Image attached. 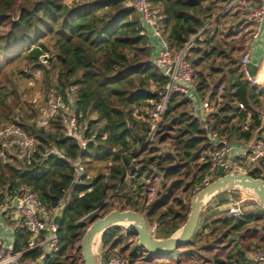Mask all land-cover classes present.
<instances>
[{
	"label": "trees",
	"instance_id": "1",
	"mask_svg": "<svg viewBox=\"0 0 264 264\" xmlns=\"http://www.w3.org/2000/svg\"><path fill=\"white\" fill-rule=\"evenodd\" d=\"M149 1L175 50L210 24L190 58L197 92L205 97L225 84V100L212 115L211 125L228 133L230 139H251L260 125L258 112L264 105V90L247 80L241 59L236 57L246 50L254 32L244 14L241 16L243 11L224 14L230 0ZM222 21L230 26L221 28ZM238 33L241 36L236 38ZM16 61L25 64L19 70L25 78L35 72L56 77L62 98L66 102L70 94L75 98V113L87 124L89 138L81 147L66 133L62 114L49 119L51 129L19 122L37 143V160L33 164L19 162L20 166L8 161L0 164V205L25 186L31 187L48 209L59 208L67 200L58 229L60 250L43 264H84L81 253L71 252L76 251L99 212L108 207L142 212L159 237L169 236L185 222L190 205L177 195L180 191L188 198L194 194L209 171L210 146L206 132L188 110L189 101L181 94L174 96L161 125L160 138L169 136L173 149L160 154L155 144L142 145L146 122L141 116L151 100L158 98L166 79L153 60L151 38L132 0H0V76ZM205 63H212L209 74L204 72ZM238 102L246 105L245 111H240ZM248 111L253 117L249 130L244 131L242 121ZM78 158L86 170L82 182L74 181L73 162ZM159 178L157 198L148 203ZM170 201L175 203L170 205ZM106 202V208H101ZM252 204L255 206L245 203L239 217L220 218L213 224L202 220L188 246L205 249L202 243L207 238L215 248L225 243L227 250L226 258L215 256L213 264H259L249 254L264 249V208ZM210 226L214 230L203 237L204 229ZM124 231L109 228L103 248H121L118 251L125 255L129 245L125 244ZM28 237L25 232L17 233L16 251ZM178 250L159 258L136 243L129 258L134 264L145 252L165 264ZM27 256L36 259L39 252L31 251Z\"/></svg>",
	"mask_w": 264,
	"mask_h": 264
},
{
	"label": "built area",
	"instance_id": "2",
	"mask_svg": "<svg viewBox=\"0 0 264 264\" xmlns=\"http://www.w3.org/2000/svg\"><path fill=\"white\" fill-rule=\"evenodd\" d=\"M132 4L140 14L148 35L157 40L160 46L157 54L153 53V60L166 79V85L159 92L158 98L151 100L146 114L141 116L146 122L142 145L150 146L159 142L162 132L161 125L169 106L174 96L181 94L189 101L190 113L206 132L207 142L210 146L208 152L209 171L193 192H198L216 179L218 168H222L226 172L231 170L254 172L257 177L264 179V105L258 112L260 125L254 130L252 138L249 140L230 139L228 133L220 132L211 125L212 115L218 111L225 100V84H221L216 91L210 90L205 97L197 92L195 72L190 58L197 41L203 40L204 32L210 28V24H206L181 48L175 50L171 48L165 38L161 21L150 1L132 0ZM235 9L242 10L246 22L253 26L254 32L248 44L251 46L264 24V0H230L223 13L226 14ZM250 46L244 51L241 63L247 80L260 88L258 80L247 69L250 63ZM213 92L214 95L211 96ZM58 95L51 103L50 119L61 114V110L64 108V100L60 94ZM238 106L241 112L246 110V105L243 102H238ZM69 109L68 113L62 114L65 131L69 136L76 138L80 146L84 148L89 142L86 135L87 124L80 122L74 106ZM252 117L253 112L248 111L247 122L243 126L244 131L249 130ZM36 149L35 139L20 126L11 125L0 128L1 160L33 164L37 160ZM73 165L75 168L74 181L82 182V176L86 174L83 163L78 158L73 162ZM90 177L91 175L87 174V178ZM91 190L92 187L88 189V191ZM15 198L18 200L15 201ZM249 198L253 199L248 196ZM246 199L235 200L230 197V203H222L220 209L229 211L228 217H239L244 213ZM57 209H48L31 187L25 186L19 194L8 196L6 201L0 205V264H43L45 259L59 252V226L53 222ZM2 219H10L14 222L11 231L29 234L27 242L23 243L20 251L15 250V240L10 238L9 244V241L5 240ZM35 250L39 252V257L33 259L27 256L29 252ZM102 253V264H132L130 258L118 250L103 248ZM249 257L255 262L263 263L264 249H255Z\"/></svg>",
	"mask_w": 264,
	"mask_h": 264
},
{
	"label": "rangeland",
	"instance_id": "3",
	"mask_svg": "<svg viewBox=\"0 0 264 264\" xmlns=\"http://www.w3.org/2000/svg\"><path fill=\"white\" fill-rule=\"evenodd\" d=\"M72 1L73 0H66L67 3L68 2L71 3ZM79 1H84V0H79ZM88 1H92V0H88ZM240 14L241 16H243L244 13L242 12ZM229 26L230 24L228 23L226 24L223 21L221 22V28H225V27L228 28ZM226 30L227 29H225V32ZM239 30L241 29L238 30L236 29V31ZM239 36H241V33L240 34L238 33L236 35V38H239ZM230 39L232 38L230 37ZM244 51L236 54V57H238L239 60L242 58ZM218 62H219V58L215 62L216 65ZM22 68H25V64L22 63L21 61H16L14 65L8 68L4 72V74L0 76V92L2 93V95H0V128L5 126L18 125L19 122H24L30 124L37 123L38 126H45V128L51 129V125L48 122V119H50L51 117L50 116L51 103H53L57 98V96H59L58 90L56 88L57 79L53 75H51V77L49 78L47 77L46 74L42 72H35L33 74V77L25 78L19 73V70ZM26 68L28 69V67ZM211 68H212V63H205L203 65L204 72L208 74L212 71ZM248 69L250 70L251 73H253L252 65H249ZM219 80H220V76L215 78L216 82ZM63 102H64L63 103L64 108L63 110H61V114H66L69 112L70 110L69 108L74 106L75 98L73 97L72 94H70L69 102L68 101L66 102L65 100ZM188 110H190L189 106H188ZM51 120L52 119H50V121ZM159 140L160 141L156 143L154 147L159 148L160 154L161 153L164 154L166 151L173 149L171 147V140L169 136H164L163 139L160 138ZM53 151H57V150H53ZM145 155L146 154H143V156ZM143 156L140 157L139 160H141ZM2 162L5 161L0 159V164ZM11 163H15L17 166L21 165L19 162L16 161H11ZM183 179L187 181L185 177H183ZM160 180L161 179L159 178L156 181L155 186H153V190L149 195L148 203L153 202L157 198V194L159 192ZM177 196L183 198L187 203H189V198L185 192L180 191ZM248 196L249 195L243 192H235V191L226 192L222 194L221 196L215 198L208 205V207L204 211L202 220L204 221V223L212 222L213 224V220L228 217L229 211L221 210L220 208L222 203H230V197H232L235 200H241L247 198L245 202L247 206L249 205L255 206L254 204H252L253 202L258 204V202L255 199L254 200L251 198L248 199ZM66 202L67 200L62 202V206H65ZM174 203L175 202L170 201L169 204L171 205ZM112 209H113L112 207H108L105 210H101L99 214L100 216H102L103 214H106ZM253 209L255 208L254 207L247 208V210H253ZM218 226H221V223H219ZM213 230L214 229L212 226H210L207 229H204L202 236L206 237ZM123 233L125 236H127V240L125 244L129 245V249L126 251L125 255L126 256L128 255L129 257L133 252L134 246L138 242V239L136 235L130 234L127 231H124ZM10 235H11V239L14 241L16 236L15 231L13 230ZM6 240L9 241L8 242L9 244L10 239H6ZM80 241L81 239L78 241L76 245V251L71 252L72 255L79 253H81L82 255V251L80 248ZM202 244L206 246L205 249L196 250L194 246L181 247L177 251V254L167 258L168 260H166L167 262L165 264H213L215 261V256L224 259L226 258L227 250L225 248V243H222L218 248H215L214 245L211 244L210 241L206 238L205 240H203ZM120 249L121 248H118V250ZM251 253L249 254V256L251 255ZM134 264H160V263L159 261L154 260L152 257H150V255H148L147 253L142 252L134 260Z\"/></svg>",
	"mask_w": 264,
	"mask_h": 264
},
{
	"label": "water",
	"instance_id": "4",
	"mask_svg": "<svg viewBox=\"0 0 264 264\" xmlns=\"http://www.w3.org/2000/svg\"><path fill=\"white\" fill-rule=\"evenodd\" d=\"M217 175L210 184L189 198L190 212L185 222L169 236H156L146 216L134 209L113 208L105 215L96 218L87 227L80 241L84 264H102L101 254L105 235L112 227H121L128 233L136 235L139 247L154 256L163 258L193 243L202 223L204 211L215 198L226 192H243L264 208L263 178L240 170L226 172L222 168H218ZM17 200L18 198H15V201ZM61 206L53 217V222L58 226L62 223L66 205ZM106 206L107 202L101 208Z\"/></svg>",
	"mask_w": 264,
	"mask_h": 264
},
{
	"label": "crops",
	"instance_id": "5",
	"mask_svg": "<svg viewBox=\"0 0 264 264\" xmlns=\"http://www.w3.org/2000/svg\"><path fill=\"white\" fill-rule=\"evenodd\" d=\"M151 42L153 46V53L154 55L160 49V46L154 38L151 37ZM250 45H248L249 47ZM249 65H252V72L248 69ZM248 71L254 76L258 82L260 83V88L264 90V24L261 27V31L257 38H255L250 46V63L247 66ZM247 122V118L242 121L243 125ZM4 224V238L10 239L11 238V229L14 226V222L10 219H2ZM17 235V233H16ZM12 240V239H11ZM16 240V236H15ZM8 241V240H7ZM259 264H264V262H260Z\"/></svg>",
	"mask_w": 264,
	"mask_h": 264
}]
</instances>
